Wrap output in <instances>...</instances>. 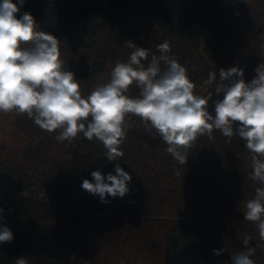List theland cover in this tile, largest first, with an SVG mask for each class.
Instances as JSON below:
<instances>
[{
	"label": "trees",
	"instance_id": "1",
	"mask_svg": "<svg viewBox=\"0 0 264 264\" xmlns=\"http://www.w3.org/2000/svg\"><path fill=\"white\" fill-rule=\"evenodd\" d=\"M259 1L264 0H25L17 18L31 13L39 30L60 40L65 69L75 73L84 97L109 81L117 61H128V41L148 49L147 65L159 55L156 46L167 40L169 57L187 69L195 94L212 92L214 101L222 94L215 96V83L204 84L210 72L238 66L251 81L264 63V34L236 61L217 51L253 32L247 7ZM138 94L135 85L127 93ZM3 115L13 117L25 139L18 152L0 127V223L14 234L10 243L0 244V264H15L20 256L29 264H74L88 240L103 236L126 246L153 235L165 250L164 264H231L244 250L246 235L253 236L255 264H264V241L243 218L260 185L250 179L251 153L240 137L229 141L219 130L212 139L200 136L181 165L154 130H140L137 117L128 116L123 156L110 162L96 139L80 133L59 142L58 132L42 130L26 115ZM115 163L132 176L128 194L108 196L104 203L82 189L93 171L115 174ZM146 220L155 226L144 228ZM221 248V255L213 253Z\"/></svg>",
	"mask_w": 264,
	"mask_h": 264
},
{
	"label": "clouds",
	"instance_id": "2",
	"mask_svg": "<svg viewBox=\"0 0 264 264\" xmlns=\"http://www.w3.org/2000/svg\"><path fill=\"white\" fill-rule=\"evenodd\" d=\"M24 3L0 0V112L26 115L42 130L58 132L59 142H71L80 133L89 141L96 139L110 162L123 156L120 145L126 139L128 116L140 118L149 131L154 130L166 143V152L181 165L187 163L188 150L198 137L212 139L214 130L229 141L238 136L251 153L250 179L260 185L246 202L243 218L255 224L259 240L264 241V63L251 81L244 79V69L238 66L220 69L218 75L210 72L204 84L215 83V96L222 94V99L213 101L212 92L194 93L187 69L169 57L167 40L156 46L159 55L153 54L147 65L148 49L128 41L126 46L132 49L128 61H117L109 81L84 97L75 73L65 69L60 40L39 30L31 13L17 18ZM133 85L139 89L135 97L127 95ZM210 101L214 114L208 110ZM114 172L105 176L93 171V180L84 179L81 187L104 203L108 196L122 198L130 191L132 176L119 163ZM13 239V232L0 223V244ZM252 239L243 238L244 250L231 258V264H255ZM224 251L213 249L217 256ZM15 264L29 262L20 256Z\"/></svg>",
	"mask_w": 264,
	"mask_h": 264
},
{
	"label": "rangeland",
	"instance_id": "3",
	"mask_svg": "<svg viewBox=\"0 0 264 264\" xmlns=\"http://www.w3.org/2000/svg\"><path fill=\"white\" fill-rule=\"evenodd\" d=\"M247 11L253 20V32L246 37L235 39L217 49L218 53L230 62L236 61L244 55L264 34V1L250 4L247 7ZM12 118L10 115L0 116V127L3 130L2 136L10 140L15 150L22 152L25 135L20 131L21 129L14 126ZM136 119V124L141 128L140 130L148 129L140 118L137 117ZM25 166L27 168L28 164H25ZM164 216L163 218L168 216V211H166ZM150 221L146 220L141 225L144 228H153L155 224ZM165 224L164 222L157 223L156 226L160 227ZM156 230L160 229L156 227ZM86 244L87 246L80 251V257L75 260L74 264H164L166 255L161 242L154 235L149 240L145 239V242H131L126 246L123 242H118L117 244L106 240L103 236H99L96 240H88Z\"/></svg>",
	"mask_w": 264,
	"mask_h": 264
}]
</instances>
